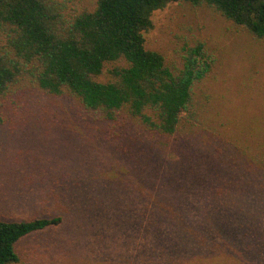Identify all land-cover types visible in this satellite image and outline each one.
Returning <instances> with one entry per match:
<instances>
[{
    "label": "rangeland",
    "instance_id": "374dc122",
    "mask_svg": "<svg viewBox=\"0 0 264 264\" xmlns=\"http://www.w3.org/2000/svg\"><path fill=\"white\" fill-rule=\"evenodd\" d=\"M53 1L64 5L66 16L96 6V0ZM150 19L144 47L161 54L167 66L181 68L185 50L197 43L215 60L193 89L194 126L183 122L163 138L141 132L126 115L114 124L101 122L72 99L34 90L8 98L0 127V219L64 218L21 238L14 264H142L134 256L146 246L140 215L145 208L160 214L156 195L171 197L187 221L191 214L189 222L170 225L171 234L193 228L196 217L212 209L220 226L234 227L242 215L250 216L252 233L242 237L236 256L214 248L190 264H264V39L204 6L170 3ZM125 66L107 63L95 80L105 83L111 69ZM119 181L129 189L120 195L133 202L126 229L104 202L116 194L112 185ZM234 191L239 200L232 199ZM247 194L252 198H243ZM127 238L136 241L131 251L121 249ZM215 239L216 231L209 245Z\"/></svg>",
    "mask_w": 264,
    "mask_h": 264
},
{
    "label": "trees",
    "instance_id": "16d2710c",
    "mask_svg": "<svg viewBox=\"0 0 264 264\" xmlns=\"http://www.w3.org/2000/svg\"><path fill=\"white\" fill-rule=\"evenodd\" d=\"M170 3L207 7L255 39H264V0H96L92 11L73 16H66L64 5L53 0H0V35L4 41L0 47V127L5 125L2 109L6 100L32 90L47 97L75 100L83 111L106 124L117 123L126 115L149 135L167 138L183 122L194 126L193 89L211 72L214 58L197 43L185 50L181 68L174 69L165 64L161 54L144 47L143 33L151 28V15ZM119 61L126 66L111 69L109 81L95 80L105 64ZM203 152L200 149V157ZM143 180V185L148 183ZM112 186L116 194L105 197L104 202L113 205L126 229L132 223L133 202L129 199L128 204L129 195L120 194L129 190L128 185L119 181ZM256 191L260 192V187ZM239 196L234 191L232 199L239 200ZM167 197L156 195L163 208L159 215L146 208L140 215L146 246L143 251L137 249L134 256L141 257L142 264H190L214 248L234 257L242 237L252 233L247 227L249 215H242L241 223L234 227L220 226V217L212 209L196 217L193 228L171 234L168 227L186 222L187 216ZM82 208L81 203L79 210ZM62 223V217L12 222L0 219V264L19 261L15 246L21 238ZM215 231L219 239L209 245ZM111 241L117 242L115 237ZM135 242L127 238L121 249L131 251Z\"/></svg>",
    "mask_w": 264,
    "mask_h": 264
}]
</instances>
